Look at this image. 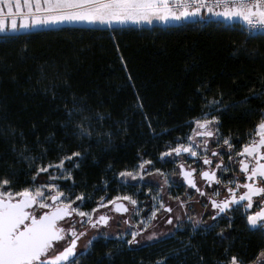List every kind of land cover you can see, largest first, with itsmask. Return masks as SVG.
<instances>
[{
    "label": "trees",
    "instance_id": "obj_1",
    "mask_svg": "<svg viewBox=\"0 0 264 264\" xmlns=\"http://www.w3.org/2000/svg\"><path fill=\"white\" fill-rule=\"evenodd\" d=\"M239 25L65 26L0 39V174L16 172L22 180L27 161L20 153L36 155L41 146L63 143L66 151H83L73 129L66 134L61 127L73 96L92 115L104 116L93 120L92 140L83 141L86 159L73 173L76 191L94 201L124 194L118 173L135 170L139 158L174 172L175 163L157 157L167 142L190 131L185 122L204 104L198 88L209 99L222 95L226 105H236L216 114L224 135L243 139L264 110V96L253 97L264 91V38H246ZM54 158L50 152L48 159ZM225 248L249 261L264 249V230H251L241 209L208 231L185 225L152 243L99 238L78 264H217Z\"/></svg>",
    "mask_w": 264,
    "mask_h": 264
},
{
    "label": "snow or ice",
    "instance_id": "obj_2",
    "mask_svg": "<svg viewBox=\"0 0 264 264\" xmlns=\"http://www.w3.org/2000/svg\"><path fill=\"white\" fill-rule=\"evenodd\" d=\"M206 14L242 22L239 27L247 26L246 38H264V0H0V33L4 34L0 39H15L9 34L47 25L152 24L154 21L168 24ZM197 93L204 104L199 115L185 122L190 131L167 142L165 151L157 157L161 163L178 162L175 171L181 179H173L172 173L157 168L151 159L139 158L141 162L135 170L118 173L124 178L119 183L135 188L136 192L107 198L100 196L98 201H94L91 194L76 191L78 184L73 173L81 169L86 159L88 149L83 148V141L92 140L93 120L102 121L104 116L92 115V110L73 96L72 106L65 105L61 127L66 134L68 128L73 129L71 134L81 141L78 147L83 151H66L63 143L56 149L41 146L39 154L20 153L27 161L22 180L16 172L0 174V264H78V256L84 255L83 251L77 253L81 238L88 235L89 229L109 224L111 217L100 209L124 214L131 206L133 216H139L143 211L142 202L135 196L140 195L141 186L152 184L156 185L157 193L151 196L153 203L146 219L139 220L136 230H127L131 236L127 240L129 245L140 243L137 237L148 230L158 212L173 213V207L164 201L166 188L169 198L177 201V207L191 202L187 191L186 199H180L179 195L171 197L173 185L194 190L206 198L205 207L210 205L216 210L215 214L209 213L211 224L194 221L193 232L202 224L208 231L216 227L217 217L221 214L227 216L241 209L249 226L264 230V110L243 139L234 138L221 132L223 125L216 113L227 112L236 105H226L222 95L219 99H209L199 88ZM260 96H264V91L253 93L254 98ZM138 106L142 107V104ZM106 135L110 137L111 133ZM54 136L55 133L50 134L47 142L51 143ZM24 148L27 151L26 145ZM53 151L55 158L48 159V154ZM186 160H192L197 166L186 165ZM132 181L136 183L132 184ZM103 183L106 191L108 182ZM221 190L225 194L219 199ZM148 192L152 193L151 187ZM92 203L95 207L90 206ZM176 219L179 225L180 217ZM188 219L191 221L192 217ZM165 222L172 224L173 217L166 215ZM123 223L129 224L130 219ZM103 235L107 239V233ZM220 235L223 236V232ZM96 238L92 236L87 244L91 245ZM155 238H158L155 232L148 236L149 240ZM217 264H264V249L245 261L225 248L223 258Z\"/></svg>",
    "mask_w": 264,
    "mask_h": 264
},
{
    "label": "rangeland",
    "instance_id": "obj_3",
    "mask_svg": "<svg viewBox=\"0 0 264 264\" xmlns=\"http://www.w3.org/2000/svg\"><path fill=\"white\" fill-rule=\"evenodd\" d=\"M206 17H213V19H217V18L223 19V17H214V16H211L210 14H206ZM193 18L195 19V22L201 20V17H193ZM169 23L173 25L174 21H170ZM212 147H215V145H212ZM166 172H168V171H166ZM169 173L173 174V176H172L173 179H177V180L180 179L178 172H176L175 170H174V172L169 171ZM123 179L124 178L118 176V181L123 180ZM146 179H149V178L146 177ZM156 179H159V178H156ZM135 183H136L135 181H132V184H135ZM122 186L125 189L124 194H134L136 192V189L131 187V186H127V187H125L124 185H122ZM149 187L152 188V193L148 192ZM182 189H183V187H180L178 185H173L172 189H171V193H170L171 197H175V196H177V194H180ZM177 190H180V192H176ZM185 191H187V190L185 189L183 191V194H185ZM156 193H157V188H156L155 184L148 185V186H141L140 187V195L135 196L136 199H138L139 201L142 202L140 204V207L143 209V211L140 212L139 216H133L132 209L130 206L129 212L125 213V215H123V217L118 216L109 229H107V230L103 229L102 231L94 230V232L91 230L92 233L83 237L84 241L82 242V244L80 246L81 249L79 250L77 248V253L79 254L81 251H83L85 254L88 250H90L92 244L96 240H98L99 238H105L103 233H107V239L120 240L122 242H125L128 246H130L127 243V240H130L131 236H130V234H128L127 230L129 228H131V230H133V231L136 230L135 225L138 224L139 220L140 219H146V214L149 211V207L153 203L151 196L155 195ZM180 195H181L180 199H186L185 195H182V194H180ZM202 200L203 201H200V199H198V197H194V194H192L191 195V202H189V204H187L184 207H177V201L175 199L169 198V192H168V189L166 188L165 193H164V201L166 204L173 207V209H174L173 213L166 214L163 211L158 212L157 218L151 222V226L148 227V230L146 232H143L141 234V236L137 237V240H139L140 243L142 242L144 244L152 243V242L161 240L163 237L173 233L174 231H176L180 228L185 227V225H189L192 228V224L194 221H201V222H206L208 224H211L212 221L210 219L209 213L215 214L214 213L215 211H213L211 209L210 205L208 207H205L206 200L205 199H202ZM197 201H199V202H197ZM100 210H104V209H100ZM166 215H171L173 217V223L172 224H167L165 222ZM177 216L180 217L179 225L177 224V219H176ZM189 216L192 217L191 221L188 219ZM127 219H130V223L129 224L123 223V220H127ZM77 227H78V229L80 228L79 225H77ZM200 227H203V224ZM200 227H198V228H200ZM153 232H155L157 234L158 238L149 240L148 236ZM94 235L97 238L95 240H93L91 245H88L87 244L88 239H90ZM78 245H79V242H78ZM80 256H82V255H79L78 258Z\"/></svg>",
    "mask_w": 264,
    "mask_h": 264
},
{
    "label": "crops",
    "instance_id": "obj_4",
    "mask_svg": "<svg viewBox=\"0 0 264 264\" xmlns=\"http://www.w3.org/2000/svg\"><path fill=\"white\" fill-rule=\"evenodd\" d=\"M206 15L201 17V20H199V22H202V20H205ZM210 20H214V21H223L227 24H241L242 22L240 21H227L224 18H217V19H213V17L209 18ZM189 21H194V18H189L188 20H182V21H174L173 25H180L184 22H189ZM162 26V27H166V26H171L172 24L168 23V24H164L160 21H154L152 24H147V23H140V24H134V23H129V24H112V25H108V24H88V23H64V24H59V25H47V26H40V27H36V28H31V29H21L20 33L17 34H9V35H18V34H23V33H30V32H34V31H40V30H47V29H54V28H60V27H65V26H80V27H98V28H119V27H129V26H134V27H151V26ZM0 36H4L3 33H0Z\"/></svg>",
    "mask_w": 264,
    "mask_h": 264
},
{
    "label": "flooded vegetation",
    "instance_id": "obj_5",
    "mask_svg": "<svg viewBox=\"0 0 264 264\" xmlns=\"http://www.w3.org/2000/svg\"><path fill=\"white\" fill-rule=\"evenodd\" d=\"M109 208H111V205L109 206ZM105 211H107V214L111 217V219L109 221V224L106 227L105 226H102V227H100L98 229H89L88 230V234L92 233L91 230L94 232V230L102 231L103 229H106V230L109 229L112 226V224L114 223L115 219L118 216L123 217V215H125V213L124 214L115 213V212H112V211H108L107 209L100 210V212H105ZM81 230H83V229H81ZM83 241H84V238L82 237L81 240L79 241V245L77 247L79 250L81 249L80 246H81V244H82Z\"/></svg>",
    "mask_w": 264,
    "mask_h": 264
},
{
    "label": "water",
    "instance_id": "obj_6",
    "mask_svg": "<svg viewBox=\"0 0 264 264\" xmlns=\"http://www.w3.org/2000/svg\"><path fill=\"white\" fill-rule=\"evenodd\" d=\"M190 161H192V160H190ZM197 183L198 184H200L201 183V181L199 180V179H197ZM192 191H194V190H192ZM224 192H223V196H224ZM197 195H199V194H197ZM223 196L221 197V198H219V199H222L223 198ZM198 199H200V201H203L202 199H205L206 200V198L205 197H200L199 196V198ZM212 209V208H211ZM213 211H216L215 209H212ZM230 213H232V212H230ZM230 213H228V214H230ZM228 214H227V216H228ZM223 216H225V214H221V216L220 217H217V219H219V218H221V217H223ZM250 229L251 230H258V229H260L259 227H257V228H252L251 226H250ZM77 247H78V245H77Z\"/></svg>",
    "mask_w": 264,
    "mask_h": 264
},
{
    "label": "built area",
    "instance_id": "obj_7",
    "mask_svg": "<svg viewBox=\"0 0 264 264\" xmlns=\"http://www.w3.org/2000/svg\"><path fill=\"white\" fill-rule=\"evenodd\" d=\"M189 194V193H188Z\"/></svg>",
    "mask_w": 264,
    "mask_h": 264
}]
</instances>
